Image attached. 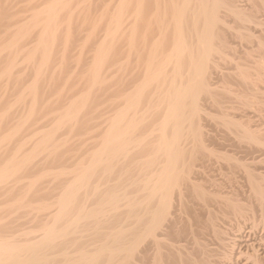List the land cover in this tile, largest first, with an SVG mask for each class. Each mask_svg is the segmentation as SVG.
Returning <instances> with one entry per match:
<instances>
[{
    "label": "bare ground",
    "instance_id": "1",
    "mask_svg": "<svg viewBox=\"0 0 264 264\" xmlns=\"http://www.w3.org/2000/svg\"><path fill=\"white\" fill-rule=\"evenodd\" d=\"M0 264H264V0H0Z\"/></svg>",
    "mask_w": 264,
    "mask_h": 264
}]
</instances>
